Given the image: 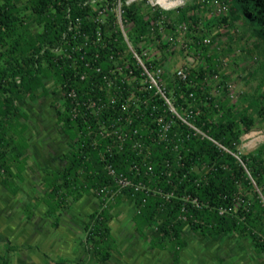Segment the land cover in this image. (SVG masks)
<instances>
[{"label":"trees","instance_id":"obj_1","mask_svg":"<svg viewBox=\"0 0 264 264\" xmlns=\"http://www.w3.org/2000/svg\"><path fill=\"white\" fill-rule=\"evenodd\" d=\"M88 1L0 0V186L15 195L19 191L16 179L30 149L29 126L22 121L30 117L22 106L44 96L68 138V152L60 169H44L38 201L45 202L57 228L71 200L89 194L99 200L86 227V243L99 263L121 254L109 222L122 201L135 207V232L151 251H170L174 264L181 262L189 234L213 241L247 238L264 256V206L257 198L235 207L241 191L254 184L264 188V145L240 156L244 165L233 155L256 125L252 111L261 106L259 100L238 109L212 97L205 83L207 74L216 72L217 58L208 54L210 45L202 37L191 35L208 70L191 69L185 81L164 90L166 98L172 92L176 97L173 112L156 89L142 90L145 69L117 18L105 24L96 20L117 0ZM230 1L234 12L220 25L240 21L256 38L261 59L256 75L264 93V0ZM187 12L180 10L179 23L188 24ZM163 13L142 12L125 1L122 6V20L131 25L129 39L149 70L158 61L144 56L141 43L159 37ZM50 78L55 89L47 87ZM132 94L136 104L129 105ZM109 168L146 190L121 189ZM0 264H8L1 254Z\"/></svg>","mask_w":264,"mask_h":264},{"label":"rangeland","instance_id":"obj_2","mask_svg":"<svg viewBox=\"0 0 264 264\" xmlns=\"http://www.w3.org/2000/svg\"><path fill=\"white\" fill-rule=\"evenodd\" d=\"M99 1L101 0H89L88 3L95 4ZM124 1L127 5L136 4L142 12L147 13L151 10L164 12L163 21L159 24L161 27L159 37L155 35L153 41L141 43L144 56L158 61V66L154 70H149L144 65L134 43L129 39L131 25L125 24L122 20ZM219 1L226 7L223 13L219 12V7L212 0H117L113 7L106 6L102 9L96 20L105 24L109 18L113 16L117 18L134 57L141 59V65L152 74L164 95V90L170 84L185 81L191 69L208 70L204 55L189 39L192 35L202 37L204 44L210 45L208 54L217 58L214 62L216 72L208 73L205 83L212 97L232 104L238 109L246 106L248 101L254 98L264 106L262 98L264 93L260 88V79L256 75V69L261 63L257 40L251 32L245 31L240 21L220 25L222 18H230L234 11L230 0ZM184 9L188 10L190 18L188 24L178 22L180 10ZM24 15L30 23L31 14L26 12ZM30 26L32 29L41 30L35 23H31ZM173 26L176 27L175 30H171ZM73 28L71 27V30ZM57 52L59 50L53 51L54 54ZM180 73L183 74L182 77ZM139 81L142 90H147V76ZM47 87L56 88L53 79L47 80ZM167 100L170 108L177 112L174 108L176 97L173 92ZM50 102V99L43 96L34 102H25L22 106L30 117L28 121L22 120L29 126L25 135L30 149L25 155V169L20 175L21 178L16 179L18 193L12 194L0 186V235L11 239L13 248L20 249L19 254L9 255L12 264H23V256L29 258L28 252H38L41 251L40 248L43 250L54 246V241L58 242L56 249L58 252L67 248L76 257L75 261L83 264H103L96 260L89 250L91 246L86 243V227L90 215L100 207L99 200L94 195H86L79 201L71 200L70 208L57 228L54 227L55 219L47 216L46 205L38 201L43 195L44 169L47 167L52 170L60 169L65 164L63 157L68 152V138L59 130L60 125L54 114L55 108ZM127 102L129 105L136 104V96L132 94ZM58 103L62 105L63 101L59 99ZM261 106L252 111L256 120L254 129L242 137L238 153L233 154L239 162L240 156L264 145V118L258 114V111L262 110L264 116V108ZM254 186V189H246L239 193L235 206L237 209L253 203L257 198L264 206V188L255 184ZM132 210L134 209L127 205L113 207L109 224L121 254L115 253L105 264H174L170 251H151L148 240L135 232ZM188 236L190 237L188 247L184 250L179 264H264V256L254 250L251 240L247 238L213 241L194 234ZM4 241L0 240L1 244ZM11 242H7L6 245L11 246ZM30 259L34 264L31 257Z\"/></svg>","mask_w":264,"mask_h":264},{"label":"crops","instance_id":"obj_3","mask_svg":"<svg viewBox=\"0 0 264 264\" xmlns=\"http://www.w3.org/2000/svg\"><path fill=\"white\" fill-rule=\"evenodd\" d=\"M41 203L45 204V202H41ZM121 205L123 207L127 205V206H129V207H131V208H133L135 210V207L133 206L132 201H122ZM134 210H132L133 214H135V211H136V210L135 211ZM117 212L118 211L116 210V213ZM133 214H132V218H133ZM7 242L8 243L11 242V239H7V241L2 242V244H1V248L2 249H1L0 253L4 255V257L7 260L8 264H12L11 260H10L11 258H9V255L19 254L20 249H18L16 247L13 248L14 244L12 242H11V246L6 245ZM54 242H55L54 246L51 245L50 247H46L43 250H42V248H40L41 251H38V252H33V251L32 252H28V257L29 258H27V256H23V258H24L23 259V262H24L23 264H32L30 257L34 261V264H83L82 262L75 261L76 257L74 256V254L69 252V250H67V248L62 249L63 251L59 250V252H58L56 250L58 242H56V241H54ZM29 251H31V250H29ZM159 251H161V250H159ZM35 253L38 254V256H36ZM77 260H81V259H77ZM109 261H107V262H109ZM107 262H105V263H107ZM105 263H103V264H105Z\"/></svg>","mask_w":264,"mask_h":264},{"label":"built area","instance_id":"obj_4","mask_svg":"<svg viewBox=\"0 0 264 264\" xmlns=\"http://www.w3.org/2000/svg\"><path fill=\"white\" fill-rule=\"evenodd\" d=\"M212 2L219 7V12L220 13H223V11L226 9V7H225L223 2H221L219 0H212ZM137 59L142 64L141 59L138 58V57H137ZM145 75L148 78V89H150V90L151 89H156L161 95H163L165 97V95L161 92L159 86H157L156 81H155L154 77L152 76V74H150V72L148 70H146V69H145ZM180 75L182 77L183 74L180 73ZM184 78L186 79V76H184ZM166 100H167V98H166ZM172 111L175 112L173 109H172ZM184 121L186 122V120H184ZM165 131H166V129H165ZM109 171H110V175L116 177V173H115L114 169L109 168ZM115 180H116V183L118 184V186L121 189L133 188L135 191H144V190H146V187L142 183L135 184V183L131 182L129 179H127L126 177L122 176V175L119 176V177H116ZM224 212H226V211H224Z\"/></svg>","mask_w":264,"mask_h":264},{"label":"flooded vegetation","instance_id":"obj_5","mask_svg":"<svg viewBox=\"0 0 264 264\" xmlns=\"http://www.w3.org/2000/svg\"><path fill=\"white\" fill-rule=\"evenodd\" d=\"M1 233V232H0ZM0 240H5V241H7V238H5V236H1L0 235ZM0 244H1V242H0ZM0 248H1V246H0ZM1 254V253H0ZM1 255H3V254H1Z\"/></svg>","mask_w":264,"mask_h":264}]
</instances>
